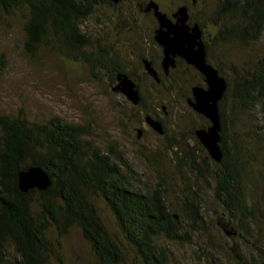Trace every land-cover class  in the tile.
I'll return each instance as SVG.
<instances>
[{"label":"trees","instance_id":"1","mask_svg":"<svg viewBox=\"0 0 264 264\" xmlns=\"http://www.w3.org/2000/svg\"><path fill=\"white\" fill-rule=\"evenodd\" d=\"M122 1L125 0L118 2ZM216 2L210 12H203L201 21L190 12L188 4L183 6L188 7L189 24L199 25L203 32L207 63L227 82L219 104L221 162L214 161L197 139L196 130L207 129L211 124L196 112L202 123L189 138L209 160L190 149L186 136L183 142L168 140V149L174 155L173 160H177L178 173L185 185L184 189L179 184L173 186L172 191L168 189V175L158 174L155 184L140 179L117 145L101 148L87 140L86 127L68 124L59 117L45 123L33 122L23 110L16 115L0 114V264H48L52 258L62 263V241L75 227L91 246L97 264H124L123 252L100 216L98 200L111 212L120 233L142 264H170L166 245H193L195 240L200 242L197 236L201 230L208 234L202 213L203 185L212 189L214 200L228 217L220 222L221 228L233 240L240 241L245 238L242 233L249 234L256 224L247 190L253 184V164L258 162L262 163L257 170L260 183L256 191L263 204L260 215L264 231V136H258L261 128L256 114L259 104L264 112V59L255 66L235 65L230 69L227 63L219 64L213 59L214 47L222 51L235 42L247 46L261 40L264 0ZM113 3L114 0H0V15L25 12V47L31 54L44 47L89 71L106 72L111 86L118 84L119 75H127L140 91L138 108L146 117H153L150 113L154 112L147 109L142 97L137 75L126 70L115 50L101 46L95 35L84 30L90 18ZM143 7L140 8L145 12ZM213 29L215 36L207 38L205 32ZM152 44L159 47L154 40ZM159 50L163 58L160 47ZM143 59L152 63L160 83L146 73ZM5 65L0 58V70ZM180 65L196 74L199 79L196 86L205 87L204 77L180 58L176 69L168 75L161 63L158 65L148 57L140 59L145 76L156 87L165 86ZM226 68L233 74L232 80L226 76ZM95 78L99 79L96 75ZM189 96L192 97V89ZM153 118L161 122L165 135L164 120ZM30 167H39L47 174L51 182L47 190L21 192L18 175ZM52 233L57 236L53 240ZM205 241L208 249L222 250L213 240ZM251 254L250 259L236 254V264H264V246H255V253Z\"/></svg>","mask_w":264,"mask_h":264},{"label":"rangeland","instance_id":"2","mask_svg":"<svg viewBox=\"0 0 264 264\" xmlns=\"http://www.w3.org/2000/svg\"><path fill=\"white\" fill-rule=\"evenodd\" d=\"M150 1L152 0L114 2L103 8L96 17L90 18L84 25V30L95 35L101 46L115 50L118 58L127 66L126 70L137 75L147 109L155 113H150L153 117L164 120L165 135L159 134L145 123L146 115L143 110L133 105L123 94L113 91L115 85H110L106 72L100 73L96 69L89 71L44 47L38 49L36 54L29 53L25 47V12L22 10L13 16L0 15V58L6 63L4 69L0 70V114L16 115L19 110H23L33 122L45 123L51 118L59 117L68 124L86 127L87 140L101 148L117 145L118 151L126 156L140 179H147L155 184L158 174L168 175V189L172 191L173 186L179 184L184 189L185 185L182 175L178 173L177 160H173L174 155L168 149V140L183 142L186 136L190 149L200 158L208 159L189 138L191 132L202 123L186 102L199 79L184 65L172 72L173 78L166 81L165 86L156 87L145 76L140 66L142 57H148L158 65L162 61L159 47L152 44L158 27L157 21L153 15L146 14L140 8L143 5L144 9ZM153 1L170 17L179 7L188 4L190 12L199 21L203 20V12H210L217 3L216 0ZM215 34V29L205 32L207 38H212ZM227 49L220 51L214 47L213 59L219 64L227 63L229 69L235 65H258L264 59V35L257 43L242 46L235 42ZM225 73L232 80L233 74L231 76L227 68ZM256 114L261 128L257 133L263 137L262 105L256 107ZM261 163L253 164V184L247 190L249 204L256 215V224L253 229H249V234L242 233L244 239L233 240L221 228L220 222L228 220V217L214 200L212 189L203 185L205 206H202V213L209 237L201 230V234L197 236L199 243L195 240L196 244L193 245H166L170 252V264H236V254L250 259L251 253H255V246H264L260 215L263 204L256 191L260 183L257 170L261 168ZM96 205L107 230L123 252L124 264H142L120 233L115 218L105 204L98 200ZM50 236L52 240L57 237L54 233ZM206 239L213 240L222 250L208 249ZM233 248L235 250L231 251ZM61 261L62 263L52 258L48 264H97V257L91 246L76 227L62 241Z\"/></svg>","mask_w":264,"mask_h":264},{"label":"water","instance_id":"3","mask_svg":"<svg viewBox=\"0 0 264 264\" xmlns=\"http://www.w3.org/2000/svg\"><path fill=\"white\" fill-rule=\"evenodd\" d=\"M118 1L114 0L115 3ZM145 12H152L158 24L154 32V41L162 49L161 66L164 73L168 75L171 70L176 69L177 59L180 58L204 77L205 87H193L192 97L187 99V103L194 112L209 120L211 125L207 129L196 130L195 134L209 156L219 163L223 158L220 146L222 127L219 104L227 90V82L217 69L207 63V49L203 41V32L199 25L191 26L189 24L190 15L187 6L179 7L172 17H169L152 0L145 7ZM143 64L146 73L157 83H160L159 74L153 68L152 63L143 59ZM113 91L123 94L135 106L141 101L136 83L127 75L118 76V84ZM145 120L153 130L161 135L164 134L160 121L151 116H147ZM50 185L49 177L39 167H30L18 175V186L24 193L33 189L45 191Z\"/></svg>","mask_w":264,"mask_h":264}]
</instances>
